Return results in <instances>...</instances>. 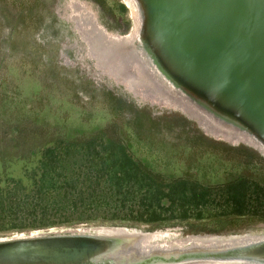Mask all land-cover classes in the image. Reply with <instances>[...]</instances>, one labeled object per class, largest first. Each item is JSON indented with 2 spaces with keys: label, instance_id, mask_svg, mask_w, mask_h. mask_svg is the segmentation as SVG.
<instances>
[{
  "label": "rangeland",
  "instance_id": "obj_1",
  "mask_svg": "<svg viewBox=\"0 0 264 264\" xmlns=\"http://www.w3.org/2000/svg\"><path fill=\"white\" fill-rule=\"evenodd\" d=\"M69 1L0 0V154L26 153L28 146L13 148L19 143L37 146L55 137L116 126L133 156L164 175L192 177L206 184L238 174L264 178L260 148L216 138L177 110L139 100L128 85L99 66L75 25L69 24L68 12L62 11ZM72 2L90 12L96 28L108 36L129 34L133 21L125 0ZM70 14L78 16L74 11ZM21 167L22 163H12L8 172L21 176ZM80 226L113 225L71 228ZM145 230L263 236L264 222L191 221ZM31 231L0 233V237Z\"/></svg>",
  "mask_w": 264,
  "mask_h": 264
},
{
  "label": "water",
  "instance_id": "obj_2",
  "mask_svg": "<svg viewBox=\"0 0 264 264\" xmlns=\"http://www.w3.org/2000/svg\"><path fill=\"white\" fill-rule=\"evenodd\" d=\"M130 1L138 19L132 48L146 74L264 151V0ZM145 227L1 236L0 264H264V235L208 234L190 246L143 250L158 233Z\"/></svg>",
  "mask_w": 264,
  "mask_h": 264
},
{
  "label": "trees",
  "instance_id": "obj_3",
  "mask_svg": "<svg viewBox=\"0 0 264 264\" xmlns=\"http://www.w3.org/2000/svg\"><path fill=\"white\" fill-rule=\"evenodd\" d=\"M25 146L26 153L0 154V233L80 224L157 229L191 221L264 222V178L238 174L206 184L164 175L133 156L116 126L13 148ZM16 162L22 163L18 177L8 172Z\"/></svg>",
  "mask_w": 264,
  "mask_h": 264
},
{
  "label": "bare ground",
  "instance_id": "obj_4",
  "mask_svg": "<svg viewBox=\"0 0 264 264\" xmlns=\"http://www.w3.org/2000/svg\"><path fill=\"white\" fill-rule=\"evenodd\" d=\"M131 10L132 27L129 34L123 38L108 36L106 32L96 28L93 24L90 12L82 6H77L81 11L80 16H66L67 20L75 25L77 33L88 47V54L106 72L119 82L128 85L136 98L149 105L170 107L181 112L185 117L194 121L202 131L216 138L231 142L243 141L256 146L251 140L232 131L220 128L206 116L202 115L181 98L172 95L169 90L161 86L150 75L146 74L144 68L134 56L132 40L138 29V19L135 8L130 0H125ZM79 10V11H80ZM263 151V150H262ZM184 235L173 231H160L145 237L142 244L143 250L153 248H172L190 246L195 241L209 240L211 236ZM190 242V243H188Z\"/></svg>",
  "mask_w": 264,
  "mask_h": 264
},
{
  "label": "flooded vegetation",
  "instance_id": "obj_5",
  "mask_svg": "<svg viewBox=\"0 0 264 264\" xmlns=\"http://www.w3.org/2000/svg\"><path fill=\"white\" fill-rule=\"evenodd\" d=\"M71 1V2H70ZM69 2H65L64 3V8H62L63 10L62 11H65V12H68L67 13V16L70 14V12H73L74 13H78V16H80V13L82 10H80L77 5L75 6L74 2H72V0H70ZM80 10V11H79ZM72 15V14H71ZM66 17V16H65ZM69 24H71L73 26V23H71L69 21ZM78 34V33H77ZM87 49V48H86Z\"/></svg>",
  "mask_w": 264,
  "mask_h": 264
}]
</instances>
